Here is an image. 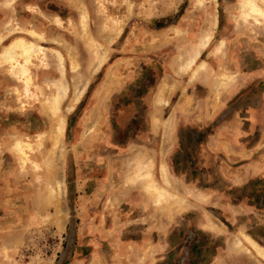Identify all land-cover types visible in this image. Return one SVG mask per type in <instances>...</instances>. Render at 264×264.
Wrapping results in <instances>:
<instances>
[{
  "label": "rangeland",
  "instance_id": "374dc122",
  "mask_svg": "<svg viewBox=\"0 0 264 264\" xmlns=\"http://www.w3.org/2000/svg\"><path fill=\"white\" fill-rule=\"evenodd\" d=\"M240 1L0 0V264H264V16Z\"/></svg>",
  "mask_w": 264,
  "mask_h": 264
},
{
  "label": "bare ground",
  "instance_id": "6f19581e",
  "mask_svg": "<svg viewBox=\"0 0 264 264\" xmlns=\"http://www.w3.org/2000/svg\"><path fill=\"white\" fill-rule=\"evenodd\" d=\"M241 1H242V7L245 9V13L246 14L254 15L256 17H258L259 15L260 16H264V8L261 7L260 4L257 3V0H241ZM84 33H85V31H84ZM30 36L35 38V33L34 34L33 33L30 34ZM209 42H210V37H206L204 39V42L201 44L202 50H203V48H205V49L207 48ZM39 51H40V48L39 47H35L34 44L26 43L25 41H22V40H16L9 47L4 49V52L1 55V58H4L6 61L12 63V65L14 67H16L18 69H23V71H24V73L26 75L27 74L26 67L23 64H21L19 62V60L22 59L25 62V65H27L31 61V57L35 53H39ZM55 55L57 56L59 64L61 65L62 64V56H61V54L60 53H55ZM198 57H199V53L198 52L194 53L190 57L189 60L184 62V65L181 66L182 68L179 71V73L183 74V72H186V71L192 69L194 64H195V61H196V59ZM103 60H104V58H100L101 63H102ZM196 75H197V71L195 70L192 73V78L194 79ZM55 86H56V89H55L56 90V96L51 100L50 103L48 102V105H47L48 106V110H49V112H51L52 116L53 115H57L60 112V105L64 101V99L66 98V95H67V92H68V88H67L66 84L60 83V84L55 85ZM63 131H64V120L62 118H60L59 121H58V126H57L56 131H55V136H54V138H55V140L57 142L60 141V138L63 135ZM139 167L140 168L138 169L137 176H136L137 179L149 191L151 189L154 190L155 185H154V182L152 180L153 176L151 174L150 167L148 168V166L146 164H143V165H141ZM162 174H163L164 179H166L167 169H166L165 166L162 167ZM244 238L249 243V245L252 247V249L257 253V255L264 261V248L259 246L256 242H254L248 236H244ZM234 248H236L238 250H241V249H243V246H242L240 241H237L234 244ZM247 253H249V251Z\"/></svg>",
  "mask_w": 264,
  "mask_h": 264
}]
</instances>
